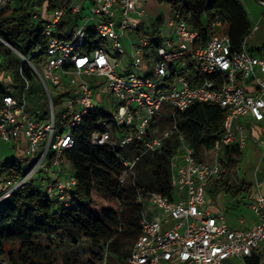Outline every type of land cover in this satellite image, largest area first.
Instances as JSON below:
<instances>
[{
	"label": "built area",
	"instance_id": "obj_1",
	"mask_svg": "<svg viewBox=\"0 0 264 264\" xmlns=\"http://www.w3.org/2000/svg\"><path fill=\"white\" fill-rule=\"evenodd\" d=\"M90 1L87 13L83 0H60L52 10L36 5L32 19L41 23L45 44L26 56L0 38L30 69L28 76L22 64L18 67V87L16 65L0 52V141L13 144L14 156L8 160L28 162L20 171L0 172V210L38 172L45 174L40 178L42 194L68 205L77 178L64 150L72 146L74 129L88 114L105 112L91 133L93 143L122 147L141 141L146 151L155 152L165 138H177L170 158L172 194L152 191L146 197L136 196L142 209L140 232L121 264H223L231 256L245 262L264 241V194L255 190L248 202L258 222L252 228L235 229L222 213L208 210L206 187L220 175L226 145L241 149L250 138L264 144V53L251 52L245 44L233 49L227 32L215 31L224 27L219 17L202 40L181 6L170 3L167 24L172 34L156 38L157 44L154 39L147 42L144 3L148 0ZM12 2L0 0V8ZM258 2L264 6V0ZM65 12L76 15L70 39H62L56 29ZM140 41L146 45L148 64L143 74L130 69L143 62ZM33 75L47 99L43 115L40 110L28 115L25 110ZM88 77L95 79V90ZM54 86L65 93L60 118L53 102ZM100 87L118 101L111 112L99 111ZM199 102L224 110L222 135L214 143L211 161L195 157V148L176 119L178 112ZM167 119L157 132L155 123ZM137 159H121L120 181Z\"/></svg>",
	"mask_w": 264,
	"mask_h": 264
},
{
	"label": "trees",
	"instance_id": "obj_2",
	"mask_svg": "<svg viewBox=\"0 0 264 264\" xmlns=\"http://www.w3.org/2000/svg\"><path fill=\"white\" fill-rule=\"evenodd\" d=\"M158 1L181 6L182 14L199 29L202 40L208 37L210 24L218 17L224 27H217L215 31L227 32L233 49L239 50L250 35L251 25L239 0ZM59 2L13 0L12 6L0 8V36L25 56L37 47H44L42 25L32 19V13L36 5L46 3V8L52 10ZM75 24L76 15L65 12L56 24L60 37L70 39ZM89 37L94 40L90 32ZM153 42L158 43L157 39ZM247 49L264 53V46ZM14 53L6 48L3 53L5 60L12 63ZM15 55L18 60L21 59ZM22 67L30 76L27 65L23 63ZM42 96L41 115L47 108L43 92ZM105 115V112L102 115L88 114L74 129L72 146L64 150V156L77 178L68 205L57 204L44 196L41 187H35L33 180L5 202L3 210H0V261L5 262L6 259L8 264H121L125 261L140 232L142 209L136 196L146 197L152 191L168 196L172 194L170 158L177 138H165L155 152L146 151L141 141L122 147L93 143L91 133L95 130V123ZM168 119L155 123L157 132ZM176 119L187 142L195 148V157L211 161L214 143L222 135L224 110L214 103L199 102L178 112ZM136 156L138 159L132 171L120 181L124 171L121 159L132 160ZM241 160V149L236 145H226L220 175L209 181L206 189L211 188L206 193L220 189L233 196L250 193L249 185L235 180L236 168ZM22 168V163L7 160L0 167V172L3 169L20 171ZM39 237L41 241H38ZM79 239H87L91 243L82 255L63 251L67 241Z\"/></svg>",
	"mask_w": 264,
	"mask_h": 264
},
{
	"label": "rangeland",
	"instance_id": "obj_3",
	"mask_svg": "<svg viewBox=\"0 0 264 264\" xmlns=\"http://www.w3.org/2000/svg\"><path fill=\"white\" fill-rule=\"evenodd\" d=\"M241 5L243 6L248 20L251 25V32L249 37L246 40V46L249 49H258L264 46V6H262L258 0H239ZM44 7L46 3H43ZM92 6L90 0H85V9L84 13H87ZM145 8V21L149 25L145 28V39L147 42L152 41L153 39L159 38V37H168L170 36V33L172 29L167 25L168 21V12L170 11V5L169 3L165 2H159L158 0H148L144 3ZM157 17H160V21H157ZM162 21H164V25L162 24ZM255 26H257L255 28ZM2 42V41H1ZM139 44L142 46V58L143 62L139 66H131V70L135 73L141 72V74L145 73L148 64L145 60L144 51L146 49V45L143 44V41H140ZM8 48L6 44L2 42V45H0V52L3 54L4 50ZM126 50L128 51V45L126 44ZM16 53L13 55V63L16 65L14 70V75L16 76V85L18 87L21 86V80L18 74V67L22 64V59H17L15 56ZM126 63L129 62L128 57L126 56ZM88 81L95 90L97 87L96 81L93 77H88ZM53 102L55 106V112L56 117L60 118V116L63 113L62 106V97L65 95L64 90H62L58 86H54L53 90ZM96 93L98 94V108L99 111H106L111 112L118 102L117 99L110 93H106L104 90L101 91V87L97 89ZM43 96H42V89L40 86L39 79L36 75L32 76L31 79V88L26 92V113L28 115H31L32 112L35 110H41L42 109V102H43ZM249 142V141H248ZM17 155V154H16ZM14 156V150L12 148L11 143H4L0 142V163L10 159ZM245 159V156L243 160ZM22 167L25 165H28V162L24 158L21 159ZM244 162L242 161L237 169V172H235V178L237 180H242L241 182H250V176L251 172L250 170L247 171V175L245 177L240 176L239 173H242L245 170V166L243 165ZM6 176L5 172L1 173V177L4 178ZM45 177V174L43 172H38L35 175L34 178V186L42 187V182L40 181V178ZM236 180V181H237ZM220 200L223 201V204L227 203L228 201L234 202L237 206H243V200L242 199H236L234 197H231L228 193L221 191L220 194ZM38 241H41L40 237L38 238ZM64 241V240H63ZM9 246V245H8ZM91 246V243L87 239H79L75 242L73 241H67L66 246L63 249V251H67L71 255L80 254L82 255L87 248ZM109 254V253H108ZM113 257H115V254H111ZM6 262V259L4 260ZM59 264V262H57Z\"/></svg>",
	"mask_w": 264,
	"mask_h": 264
},
{
	"label": "crops",
	"instance_id": "obj_4",
	"mask_svg": "<svg viewBox=\"0 0 264 264\" xmlns=\"http://www.w3.org/2000/svg\"><path fill=\"white\" fill-rule=\"evenodd\" d=\"M12 5L13 3L10 6ZM156 19L157 21H160V17H157ZM144 22L146 23L145 18ZM162 24L164 25V21H162ZM171 34L172 31L170 35ZM248 141L249 142L246 143V146L241 148V162H244L243 165L245 166V170L242 173H239V175L241 174L240 176L245 177L248 174L247 171L250 170L251 181L241 182L242 180H237V178H235V180H237V183H243L245 186L249 185L250 193H239L238 195L233 196L232 194L224 191L223 189L214 191V193H209L207 191L208 210L212 213H222L223 218L228 223V225L235 229L252 228L258 222V215L253 209H251L248 202L250 201L251 195L255 190H259L262 194H264V144L257 142V140L254 138H250L248 139ZM11 145L13 148L12 143ZM244 156L245 159L243 160ZM238 167L236 168V172ZM210 188L211 187H209L208 189ZM221 191L228 193L231 197H234L236 199H242L243 206H237L234 204V202L231 201H228L227 203L223 204V201L220 200L219 196ZM223 264H264V241L260 243L258 249L253 251L251 256L246 258L245 262L241 261L235 256H231L225 259L223 261Z\"/></svg>",
	"mask_w": 264,
	"mask_h": 264
},
{
	"label": "water",
	"instance_id": "obj_5",
	"mask_svg": "<svg viewBox=\"0 0 264 264\" xmlns=\"http://www.w3.org/2000/svg\"><path fill=\"white\" fill-rule=\"evenodd\" d=\"M0 38H2V37L0 36ZM10 46H11L14 50H16L11 44H10ZM0 264H8V263L3 262V261H0Z\"/></svg>",
	"mask_w": 264,
	"mask_h": 264
}]
</instances>
